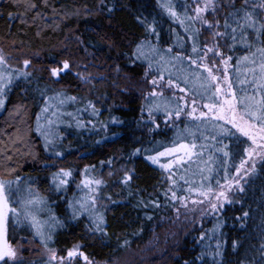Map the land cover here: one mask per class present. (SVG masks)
Masks as SVG:
<instances>
[{
    "label": "trees",
    "instance_id": "trees-1",
    "mask_svg": "<svg viewBox=\"0 0 264 264\" xmlns=\"http://www.w3.org/2000/svg\"><path fill=\"white\" fill-rule=\"evenodd\" d=\"M213 4L203 13L215 25L209 29L195 19L193 0H0L6 61L0 71L12 78L0 96V175L19 177L20 208L38 214L43 233L28 215L20 223L8 217L10 244L32 237L63 254L81 243L86 255L103 260L148 250L133 264H264V159L254 160L214 211L189 210L201 192L233 178L251 141L222 133L221 125L235 130L213 116L197 119L181 111L163 122L182 109L180 98L143 90L151 76H162L189 97L215 104L217 81L210 83L207 65L213 75L227 70L238 97L259 99L252 81L264 64V0ZM211 41L212 53L205 48ZM64 61L90 78L81 82L68 70L53 77L50 69ZM38 118L46 124L39 131ZM178 141L196 145L190 158L171 169L160 166L161 158L149 159ZM62 169L71 175L57 188L52 175ZM85 178L92 182L87 189ZM26 186L38 203L24 204ZM26 255L5 260L54 264Z\"/></svg>",
    "mask_w": 264,
    "mask_h": 264
},
{
    "label": "snow or ice",
    "instance_id": "snow-or-ice-1",
    "mask_svg": "<svg viewBox=\"0 0 264 264\" xmlns=\"http://www.w3.org/2000/svg\"><path fill=\"white\" fill-rule=\"evenodd\" d=\"M264 6V5H262ZM34 7V5H33ZM167 7V5H165ZM214 7L213 0H205L204 7H200L199 5L196 7L195 12H196V17L195 19H200L203 24H206L209 29L213 28L215 25H213L211 22L208 20L204 19L203 16L201 15L203 12H205L207 9ZM168 11L171 15L175 16L176 13L168 7ZM246 20L249 22V27L253 25L252 21V15L251 13H245ZM190 19H193L190 17ZM218 24V21H217ZM225 27H228L227 23H225ZM233 32H235V29H233ZM221 33H214V36H220ZM235 39V37H233ZM142 49V45L137 46V51L140 52ZM193 51L195 52L196 49L195 47L193 48ZM212 48H208L207 52H212ZM207 52L205 53V56L207 55ZM216 55H220V53H214ZM179 59V56L176 57ZM163 59V58H161ZM229 59H231L229 57ZM244 60H247L248 57H244ZM193 64H196V61H191ZM6 63L5 57L0 54V66L4 65ZM225 65H227V61H224ZM30 64V61L25 60L24 65L28 66ZM151 67V64L149 65ZM206 70L208 71V75L210 77V83L215 82L218 80V78L212 74V70L207 68V65H204ZM70 69V64L68 61H64L62 63V67L58 68H51L50 72L53 77L59 76L63 71L69 70ZM253 73H255V69L251 70ZM260 72L261 76L259 80H253L252 84L253 87L259 95L261 92H264V64L260 65ZM21 75H27V73H21ZM162 78V77H161ZM225 81L228 83L227 89H222L219 84L217 83L215 86V93H214V98L216 99L215 104H205L204 107L209 110V113H214L213 119L217 121H224L226 124L231 125V128L234 129L235 131H232L229 128L224 127L221 125L220 131L224 134H230L232 136H236L239 134V136L246 137L248 140L251 141L252 147L250 149H246L245 151L247 152L248 156L251 157L253 154L260 156L262 159H264V95H260V98L257 99L256 95H248L245 94L243 96L238 97L236 92L232 88V84L230 81H228L227 77V70L225 69ZM7 80V83L10 84L12 82L11 75H5L2 71H0V96L4 94L5 87H4V82ZM157 83L156 80L152 81V84L155 85ZM172 82L169 81V84ZM249 83L247 80H241L240 84L245 85ZM181 91H184L181 89ZM150 95L155 96L157 93L153 92ZM4 103L3 99H0V106H2ZM193 104H195V100H193ZM157 110H159L160 106H156ZM151 109L149 110V113L151 115ZM181 111L183 109H180L176 111L175 115L178 118L181 114ZM196 112V108L193 107L191 112H188L187 114L189 116H193ZM167 115H172V113H167ZM208 113L201 112L199 117H196L197 119L201 117L207 116ZM39 119V118H38ZM39 131V128L37 129ZM43 135V133H42ZM46 139V147H47V137ZM196 145L193 144L191 146L187 144H179L175 147L172 148H167L165 151L160 152L158 156L156 157H149L150 160L153 161V163H158V157L159 156H167V155H172V154H177L179 161H182L184 159V156L191 157L192 156V148H195ZM183 153V155H180ZM227 155V153H225ZM162 168L168 169L172 166L171 163L169 164H162L160 165ZM239 171V170H238ZM71 173L69 171H64L63 169L59 172L56 173L54 176V181L58 177H68L70 176ZM17 181H19V177L16 178ZM130 179V177H125V181ZM12 181H6L0 179V261H4V264H7V260L5 258L7 257L8 259L15 260L16 259V250L7 242L5 239V234L7 231V222H8V217L9 214L16 215L17 210L15 208L10 207L9 204V199L11 195V185ZM67 180L66 179H59V182L57 183V188H59L61 185L66 184ZM86 185L89 183H92L90 181H85L84 182ZM94 183L99 184L100 181H94ZM230 187V185H229ZM191 191V189H190ZM212 190L209 188L208 192H201L200 194L203 196H208ZM221 197H223L225 200L227 199V196L225 195L224 192H220L217 196V200H219ZM173 198L175 199V193H173ZM39 201L37 200H29L27 201L28 204H36ZM193 203H197V201H193ZM186 206V205H185ZM81 208H85L84 204L80 205ZM211 207L215 210L217 205L215 203L211 204ZM26 215L30 216L32 219V224L33 227L37 229V234L41 235L43 238V233L41 232V222L37 219L35 215H33L30 212H27ZM247 215V213H245ZM151 218V217H149ZM55 219V217H53ZM97 220L102 223V216L97 217ZM100 223H97L96 226V231H102V228L100 227ZM51 237H49L50 239ZM80 245H74L71 250L68 251L67 253V258L65 257H59L57 258L55 250L49 249L50 252V261H57V264H64L65 260H71L73 257H76L77 255L83 256L84 260L88 262V264H91L90 261H88V257L84 256L82 252L79 251Z\"/></svg>",
    "mask_w": 264,
    "mask_h": 264
},
{
    "label": "rangeland",
    "instance_id": "rangeland-1",
    "mask_svg": "<svg viewBox=\"0 0 264 264\" xmlns=\"http://www.w3.org/2000/svg\"><path fill=\"white\" fill-rule=\"evenodd\" d=\"M193 2L195 4V8H194V11H195V9H196V7L198 5L200 7H204L205 0H193ZM205 12H203V13H205ZM203 13L201 14L202 16H203ZM195 16H196V12H195ZM196 20L198 21V23L200 24L201 27H207V25L203 24L200 19H196ZM213 47H214V43L212 41L209 42L205 46L206 51H207L208 48H213ZM210 53H212V52H210ZM263 60H264V58H263ZM62 63H61V65L53 67V68L62 67ZM65 71H63V72H65ZM68 71L74 72V74L76 75V78L79 81H81V82H85L91 76L89 74V72H83V71L74 70V69L71 68V66H70V69ZM215 76L218 78L217 83L219 84V86L222 89H227L228 83L224 79L225 75L217 74ZM161 77L162 76H151L148 79L147 84L145 83L146 85L143 87V90L146 92V94H151V93L155 92V93H157V95L154 96L155 98H161L162 99V97H163V98L166 99V98H169V97H165L164 96V95H166L165 93L170 92V94L172 96L180 98L181 103H182L183 114L185 116H188V117H199L201 112L208 113V115L205 116V117H212L214 115V113H209V110L204 107V105H205L204 103H201L198 100L193 99L192 97H189V95L187 94L186 91H181L182 88L180 86H178L175 83L169 84L168 79H165L163 77L161 78ZM153 80L157 81V83L155 85L152 84ZM7 84H8L7 80H5L4 86H6ZM141 85L143 86V84L139 83V85H137V89H139V86H141ZM260 95H264V92H261ZM150 96H152V95H150ZM240 96H243V95H240ZM259 98H260V96H259ZM193 100H195V104H193ZM193 107L196 108V112H195V114L193 116H189L187 113L191 112ZM146 113L148 114V117H151L149 111H146ZM181 115L182 114H180V116ZM178 118L176 117L175 113H173L170 116L167 115L166 117H164L163 118V122L170 121V120H173V119L176 120ZM50 122H52V121H50ZM37 126H39L38 128H40V129L41 128H43V129L46 128V124H44L43 120L40 121V119L37 122ZM179 144H185V143L178 141V142L174 143V145H171V146H169L167 148H172V147H175V146H177ZM167 148H165V149H167ZM163 151H165V150H163ZM191 151H192V149H191ZM180 155H183V153H181ZM258 157L259 156L255 155V154H253L251 157H249L247 155V157L245 158L243 163L240 165V167L238 169L239 171L238 170L236 171L235 175L233 176V178L231 180L226 182L224 185L218 187L216 190L212 191L208 196H203L200 199L192 200L191 203L188 205V207H190L189 210L197 209L201 213L206 212L207 210L214 211V209L211 207L212 203H215L217 205V207H219L222 203H224L227 200V199L225 200L223 197H221L219 200H217L218 194L220 192H224L225 195L228 197L230 191H232V189H233V186L236 185L243 178L245 173L249 170L250 166H252V164L254 163V160L256 158H258ZM160 158H161V164H169V163L172 164V166L170 168H168V169H171L178 162H180L179 159H178L177 154H172V155H167V156H159L158 157V161L160 160ZM187 158H189V157L184 156L183 160H186ZM1 170L3 172H5L2 167H1ZM3 172H1V174ZM59 172H56V173H59ZM56 173H54L52 175L53 178H54ZM2 177H3L2 180L12 181L13 182L12 185H11L12 191H11V195H10V199H9V204H10V207L15 208L17 210V214L13 215V214L10 213L9 214V218L11 220H14L15 222L17 221L18 223H20V221H22L27 216L26 212L24 213V209L20 208L21 202L23 200V198H22L23 192H21V188L22 187H21L20 184H18L19 181L16 182L15 180H7V177H8L7 173H3V175H0V179ZM67 178H69V176L68 177H58L56 179V182H59V179H67ZM85 181H90V180L88 178H85L84 182ZM84 182H83V187L87 189L89 187V184L86 185ZM229 185H230V187H229ZM26 187H27V189L25 190L26 192L24 193L25 194L24 197H25L26 201H24V204H27V201H29V200H36V196H35L34 190L31 187H28V186H26ZM193 201H197V203H193ZM79 203H80V200L76 204L79 205ZM36 209H37V207L34 208V210H36ZM34 212H36V211H34ZM37 215L38 214L35 213V216L38 219L39 217ZM181 215L182 214H178V216L180 218H181ZM7 242L10 244L9 241H7ZM10 245L16 250V253H17L16 258H20V259L21 258H27L28 256L26 255V253L28 252L30 255H33V257L47 259V260L50 261L49 249L55 250L57 258H59V257L67 258L68 251L71 250L73 248V246L76 245V244H73L72 246L66 248L63 254H61L60 251L58 249H56V248H48V247L40 245V243H38L32 237H27V238L21 239L20 241H18L16 243H13V244H10ZM152 246H154V245H152ZM80 252H82V251H80ZM146 252H148V250L143 252V253H140V255H139L137 250H135L134 253L129 251L127 254L123 255L122 257H120V258L119 257L112 258L111 260L110 259L109 260H107V259H105V260L97 259V258H93L91 256L86 255L85 252H83V253L85 254V256L88 257V261H90L91 264H133V262L135 261L136 258H140V259L144 260L147 257V255H148V254L147 255L144 254ZM78 257H81V256L78 255ZM80 259L82 260V258H80ZM50 262H52L54 264L57 263V261H50ZM82 264H88V262H86L84 260Z\"/></svg>",
    "mask_w": 264,
    "mask_h": 264
},
{
    "label": "flooded vegetation",
    "instance_id": "flooded-vegetation-1",
    "mask_svg": "<svg viewBox=\"0 0 264 264\" xmlns=\"http://www.w3.org/2000/svg\"><path fill=\"white\" fill-rule=\"evenodd\" d=\"M6 240H7V231H6ZM77 244L80 245L79 250L83 252V250L81 248V246H82L81 243H76V245ZM80 258L81 257H78V255H77L76 257H73L70 261L66 259L64 264H75V263L82 264L84 260L83 259L81 260Z\"/></svg>",
    "mask_w": 264,
    "mask_h": 264
},
{
    "label": "water",
    "instance_id": "water-1",
    "mask_svg": "<svg viewBox=\"0 0 264 264\" xmlns=\"http://www.w3.org/2000/svg\"><path fill=\"white\" fill-rule=\"evenodd\" d=\"M5 238H6V236H5ZM79 251H80V250H79ZM82 253H83V252H82ZM83 254H84V253H83ZM84 256H85V254H84ZM81 258L84 259L83 256H81Z\"/></svg>",
    "mask_w": 264,
    "mask_h": 264
}]
</instances>
